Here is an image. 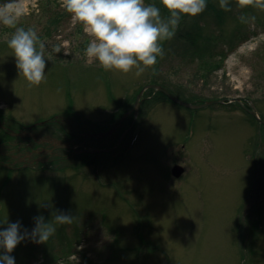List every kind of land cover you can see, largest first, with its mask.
I'll list each match as a JSON object with an SVG mask.
<instances>
[{"label":"rangeland","instance_id":"rangeland-1","mask_svg":"<svg viewBox=\"0 0 264 264\" xmlns=\"http://www.w3.org/2000/svg\"><path fill=\"white\" fill-rule=\"evenodd\" d=\"M230 4L223 24L212 13L200 17L205 34L217 38L215 48L228 50L239 29L250 34L235 39L223 66L206 69L201 59L170 55L173 48L159 60L157 84L177 98L225 100L190 108L155 101L148 89L135 107L155 70L136 76L135 68L105 71L90 60V37L61 0L0 1L3 16L23 11L14 25L0 18V127H53L64 136L63 127L97 134L121 120L116 133L85 136L84 146L102 150L80 168L84 157L67 148L50 161L10 168L3 161L11 165L28 138L7 135L0 145V228L19 221L21 232H30L39 215L73 216L47 243L21 241L11 253L15 264H264V11ZM57 13L65 17L56 20ZM19 27L34 29L45 43L50 59L39 86L19 78L7 46ZM176 164L184 167L180 176L172 172Z\"/></svg>","mask_w":264,"mask_h":264},{"label":"clouds","instance_id":"clouds-1","mask_svg":"<svg viewBox=\"0 0 264 264\" xmlns=\"http://www.w3.org/2000/svg\"><path fill=\"white\" fill-rule=\"evenodd\" d=\"M160 3L169 13L167 19L162 17L158 6L146 4L145 0H61V7L90 37L85 50L90 60L97 61L105 71L127 74L135 68V75L140 76L148 68L154 70L158 57L163 58L162 42L174 37L182 18L195 17L207 8V0H160ZM235 4L240 10L251 7L264 11V0H235ZM219 7L231 11L230 0H219ZM22 14V9L18 8L15 18L2 14L0 18L14 25ZM7 46L15 57L19 78L29 87L45 81L50 58H46L45 43L34 29L16 28ZM34 221L30 232L27 229L21 232L19 221L0 228V264H15L11 253L25 239L37 244L47 243L57 226L71 224L73 216L57 210L48 221L43 215L34 217Z\"/></svg>","mask_w":264,"mask_h":264},{"label":"trees","instance_id":"trees-1","mask_svg":"<svg viewBox=\"0 0 264 264\" xmlns=\"http://www.w3.org/2000/svg\"><path fill=\"white\" fill-rule=\"evenodd\" d=\"M146 2L147 4H155L156 6H158L160 8L162 17L165 19L168 18L169 13L167 9L160 3V0H146ZM49 5H50L49 9H51V12H55L56 10L53 8L52 1L49 2ZM211 13L215 15L219 23L223 24L226 21L227 11H224L223 9L216 7V5L211 0H207V8L203 13L195 17H192V18H189L188 16H184L182 18V20L179 23V26L175 29L174 37L170 40L162 42L164 51L165 49L173 48L169 52L170 55H176L179 58L185 59L186 61H192L194 59L195 60L201 59L202 60L201 65H203L206 69L213 68L214 66L216 68L219 66H223L225 57L229 55L230 53H232L239 45V42L234 43L235 39L244 38V37L245 39H248L250 37V34H245L244 31L239 29L238 32L234 33V37L232 36V40L230 42L233 44L228 50H226L225 48H221V49L215 48L214 42L216 43L215 40L217 38L215 36L208 37L205 34V29L203 30V26H202L203 23L201 22V18H200V17L204 18L206 15L211 14ZM64 17H65L64 13H60L59 15L57 13V16L55 19L61 20ZM240 18L241 17H238L237 19L240 21ZM159 60L160 58L158 57V63L155 65V68H154L155 70V72L153 73L154 76H152L153 83H159L158 79L156 78L157 74L159 73ZM161 84L165 86L174 96H176L175 91H173L167 84H164V83H161ZM154 90L157 93L156 96L153 98L155 101L168 100V101L175 102L174 100L170 99L163 91L157 88H154V87L148 88L147 92L152 93ZM190 102L201 103V102H204V100L194 99ZM48 123H52L51 119L49 120ZM0 130L6 133V131L2 127H0ZM7 135L8 134H0V145L6 143L7 138H8ZM10 135L11 134H9V136ZM130 149H131L130 146L126 148L125 150L126 154H129ZM82 156L84 157L85 162L77 163L76 165L79 168L81 167L80 164L84 165L88 162L89 154L85 153V154H82ZM68 245L69 246L71 245L70 242H68ZM47 253H49L51 255V258L54 260L62 259L61 257L62 254H56V253H53L52 250L49 251L45 249V255ZM136 263L138 264L139 262L136 261Z\"/></svg>","mask_w":264,"mask_h":264},{"label":"flooded vegetation","instance_id":"flooded-vegetation-1","mask_svg":"<svg viewBox=\"0 0 264 264\" xmlns=\"http://www.w3.org/2000/svg\"><path fill=\"white\" fill-rule=\"evenodd\" d=\"M240 104L248 108L249 111V106H247L244 102L241 101ZM48 122L49 121H47L46 123ZM120 122H118V126ZM2 128H4V130L6 131V134H14V132H17L16 134H24V136L28 138V142L23 144V148L25 150L22 153L12 155L13 159L11 161V165H9L8 162L6 163L3 161V164L9 166L10 168L25 167L26 165H34L36 162L41 163L44 161H50L54 158V154H56V151L59 148H67L72 153L78 155L85 153L89 154L102 149L96 144L88 147L84 146L85 142L89 140L85 139V136L91 135L93 137H99V134H85L82 132L74 133L72 131H68L66 127H63L65 133L64 136L61 135L58 128L53 127L48 128L47 130H37L35 128V125L23 126L21 130L18 131H13L6 125H2ZM124 128V130H122L121 132L117 131V133L124 134L127 130V127L125 126ZM115 130L111 134L116 133ZM136 134H139V132H137Z\"/></svg>","mask_w":264,"mask_h":264},{"label":"water","instance_id":"water-1","mask_svg":"<svg viewBox=\"0 0 264 264\" xmlns=\"http://www.w3.org/2000/svg\"><path fill=\"white\" fill-rule=\"evenodd\" d=\"M151 87H154V88H157L161 91H163L170 99L174 100L176 103L180 104V105H184V106H187V107H190V108H199V107H203V106H206V105H210L212 103H221V102H225L224 99H217V100H208V101H205V102H202V103H193V102H190V101H185V100H182L180 98H177L176 96H174L167 88L161 86L160 84H157V83H151V84H147L145 85L141 91L139 92L138 94V97H137V102L135 104V107H138L139 106V101L141 99V96L142 94L145 92L146 89L148 88H151ZM236 101H239L240 102V99L239 98H235ZM250 113L256 117L257 114L254 110H251L249 109ZM259 118V117H258ZM262 122H264L262 119H260ZM118 124L113 126L111 129L105 131V132H101V133H97L99 134L100 136H105L107 134H111L116 128H117ZM17 132H14V135L16 134ZM19 134V133H18ZM102 150V149H100ZM173 174L175 176H180L183 172H184V167L179 165V164H176L172 170Z\"/></svg>","mask_w":264,"mask_h":264}]
</instances>
